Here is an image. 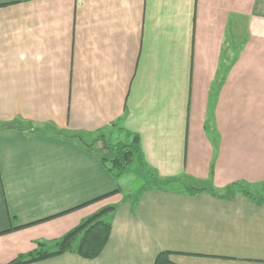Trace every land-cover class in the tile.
Listing matches in <instances>:
<instances>
[{
  "label": "crops",
  "instance_id": "1",
  "mask_svg": "<svg viewBox=\"0 0 264 264\" xmlns=\"http://www.w3.org/2000/svg\"><path fill=\"white\" fill-rule=\"evenodd\" d=\"M0 124V264L111 206L99 257L32 264H264V0H0ZM116 125L136 198L102 163Z\"/></svg>",
  "mask_w": 264,
  "mask_h": 264
},
{
  "label": "trees",
  "instance_id": "2",
  "mask_svg": "<svg viewBox=\"0 0 264 264\" xmlns=\"http://www.w3.org/2000/svg\"><path fill=\"white\" fill-rule=\"evenodd\" d=\"M5 126L7 127L9 125L0 124V127ZM120 130L122 132V137L120 139H116L115 143L112 144L111 142L106 141V149L108 152H111L112 157L104 158L102 163L113 175V177L118 178L121 174L127 171L135 161H137L140 164L141 171L145 175H148L151 179V174L149 175L144 160L139 135L130 133L124 129ZM168 182L174 183L177 181L175 179L168 181L160 179L156 180L158 186L167 185L166 183ZM237 191H240L246 196L255 197L252 195L247 186L241 183H234L225 190V192L228 193ZM116 192L117 191H114L103 195L89 203L104 199L115 194ZM84 205H81L77 208L83 207ZM115 210L116 208L111 206L96 212L92 216L85 219L77 227L65 234L62 238L53 241L51 244L39 241L37 243V248L34 251L19 255L9 264H32L67 253L75 254L88 260L96 259L102 253L111 236L112 218L114 216ZM36 223L25 225L19 228H24ZM16 229H12L11 231ZM51 247H53V250L50 249ZM170 256L171 254L168 252L160 253L155 260V264H174L171 261Z\"/></svg>",
  "mask_w": 264,
  "mask_h": 264
},
{
  "label": "rangeland",
  "instance_id": "3",
  "mask_svg": "<svg viewBox=\"0 0 264 264\" xmlns=\"http://www.w3.org/2000/svg\"><path fill=\"white\" fill-rule=\"evenodd\" d=\"M238 39L244 38L243 34H238ZM119 127H109L105 129L101 134L106 137V140L112 144L116 142L119 137ZM122 137V136H120ZM152 185V181L142 173L140 164L135 161L127 171L118 177V186L122 193L127 197H138L145 188ZM53 249V247H51Z\"/></svg>",
  "mask_w": 264,
  "mask_h": 264
}]
</instances>
